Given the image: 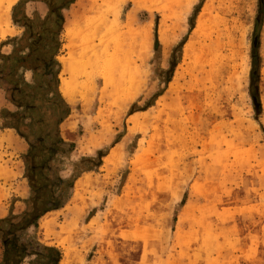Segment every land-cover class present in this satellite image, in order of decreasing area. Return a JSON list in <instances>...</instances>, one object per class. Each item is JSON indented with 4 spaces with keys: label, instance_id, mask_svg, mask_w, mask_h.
Returning a JSON list of instances; mask_svg holds the SVG:
<instances>
[{
    "label": "rangeland",
    "instance_id": "obj_1",
    "mask_svg": "<svg viewBox=\"0 0 264 264\" xmlns=\"http://www.w3.org/2000/svg\"><path fill=\"white\" fill-rule=\"evenodd\" d=\"M95 3L108 5L122 58L100 67L110 81L98 73L72 102L63 94L72 111L61 133L77 146L59 163L61 174L69 177L71 162L99 149L111 157L84 172L70 201L28 233L61 247V264H264V89L252 81L253 62L264 67V0H75L65 10L60 60L68 55L69 14ZM43 6L32 0L25 8L43 13ZM20 30L12 21L0 48ZM249 144L257 150H245ZM27 149L0 121V206L26 194ZM137 151L161 162L135 170ZM223 151L237 168L212 163ZM193 154L195 166L177 169L175 159ZM196 215L210 226L180 237V229L193 233L187 224Z\"/></svg>",
    "mask_w": 264,
    "mask_h": 264
},
{
    "label": "trees",
    "instance_id": "obj_2",
    "mask_svg": "<svg viewBox=\"0 0 264 264\" xmlns=\"http://www.w3.org/2000/svg\"><path fill=\"white\" fill-rule=\"evenodd\" d=\"M30 1L20 0L14 5L13 21L23 31L9 36L0 48V90L15 107L1 108L0 121L2 127L15 129L29 144L22 159L30 186V195L24 200L25 209L18 213L11 211L0 218V240L4 246L0 264H61L63 249L42 242L37 234L28 231L39 228L47 212L60 209L70 201L76 180L84 172L101 166L108 150L99 149L96 156H82L71 162L73 172L69 177L61 174L59 163L70 157L77 146L75 141L62 136L60 128L72 111L60 88L63 69L60 55L65 10L75 0H34L45 3L48 10L45 14L31 15L25 8ZM182 44L183 41L175 50ZM5 45L10 50L3 51ZM177 62L174 52L171 63L175 66ZM253 64L252 81L258 84L261 60ZM161 93L158 91L156 96Z\"/></svg>",
    "mask_w": 264,
    "mask_h": 264
},
{
    "label": "bare ground",
    "instance_id": "obj_3",
    "mask_svg": "<svg viewBox=\"0 0 264 264\" xmlns=\"http://www.w3.org/2000/svg\"><path fill=\"white\" fill-rule=\"evenodd\" d=\"M17 1L0 0V36L2 37L12 30L11 11ZM107 1L109 0H102L103 4ZM107 8L99 10V5L95 3L90 12L75 10L68 16L66 28L68 55L61 57L63 62L61 90L71 102L75 99L76 93L78 95L79 92L88 89L96 74L103 73L110 81L106 71L101 68L106 67L105 63L108 61L114 62L115 59L122 58L119 52L122 39L115 35L114 27L109 23L110 12ZM81 78L85 80L81 81Z\"/></svg>",
    "mask_w": 264,
    "mask_h": 264
},
{
    "label": "crops",
    "instance_id": "obj_4",
    "mask_svg": "<svg viewBox=\"0 0 264 264\" xmlns=\"http://www.w3.org/2000/svg\"><path fill=\"white\" fill-rule=\"evenodd\" d=\"M37 2H41V1H37ZM29 3V2H28ZM27 3V4H28ZM44 5L45 6H43L42 7V9H43V13L42 14H45L46 12H47V5L44 3ZM45 7V8H44ZM26 10H27V13L28 14H33L34 12H38L39 10H33L34 12H30L29 10H28V8H26ZM40 12V11H39ZM41 13V12H40ZM12 21H13V18H12ZM14 22V21H13ZM21 30H20V32L19 33H22V31H23V28L22 27H20V26H18ZM263 83H264V67L262 66L261 67V69H260V79H259V89L261 88L262 90L264 89V86H263ZM163 94H164V92H162L160 95H159V97H161V96H163ZM158 97V98H159ZM1 98V97H0ZM3 99L6 101V105H4L3 107H10L9 106V104H7V102H8V100H6V98H5V95H3ZM158 100V99H157ZM9 103V102H8ZM154 106V105H153ZM3 107H1V108H3ZM0 108V109H1ZM71 115V114H70ZM69 115V116H70ZM134 114L133 113H131L130 114V116L129 117H131V116H133ZM66 122H68L66 119H65V121H63L62 122V124H61V126L64 124V123H66ZM129 125V124H128ZM133 128V125H129L128 126V130L130 131V129H132ZM174 128H176V131L175 132H180V131H183V129H179V128H177V127H174ZM10 129H13V128H10ZM15 130V129H14ZM138 132V142L139 143H141V140L143 139V136L141 135L143 132H142V130H137ZM17 132V131H16ZM127 133H128V131H127ZM130 133V132H129ZM170 133H172L171 132V129H170V131H169V134ZM23 138V137H22ZM24 139V138H23ZM69 139V138H68ZM118 142H119V140H118ZM28 143V142H27ZM167 143H168V145L169 146H172V147H176L177 145H179L178 144V142H170V140H167ZM116 144H118V143H116ZM116 144L115 145H113V147L111 148V150L113 149V148H115V146H116ZM141 145V144H140ZM28 148H29V144H28ZM245 150H247V151H251V152H254L255 150H257V148L256 147H253V144H249V145H246L245 146V148H244ZM27 151H28V149H27ZM74 152V151H73ZM229 151H223V152H221V153H218L217 154V156L213 159V161H212V163H215V164H217V165H222L224 168H226V169H228L229 167H233V168H237V165H238V161L237 160H233V161H231L230 159H227L226 158V155L225 154H227ZM26 153V152H25ZM25 153H23V154H25ZM224 155V156H223ZM109 156V158L111 157V154L109 153L108 155H107V157ZM23 160V159H22ZM199 159L198 158H196V156L193 154L192 156H189V157H187V158H184L183 160H178V159H175L174 160V163H176V167H177V169H183L184 167H187L186 169L188 170V169H190L191 167H193V166H195L196 165V163H197V161H198ZM24 161V160H23ZM133 161H135V164H136V166H135V170L137 169V166L139 165V164H137L138 162L141 164V165H145V164H150V162H153V163H157V162H161V159L158 157V156H155V154H153V155H148V154H146L145 156H142L141 158H140V156H139V154H138V151L136 152V153H134V156H133ZM146 162V163H145ZM166 161H164V163H165ZM145 163V164H144ZM24 164H25V162H24ZM103 164V163H102ZM91 172V171H90ZM143 172V170L141 171V173ZM87 173V172H86ZM89 173V172H88ZM84 174L85 173H83L77 180H76V183H75V187H76V185H77V183H79L80 182V180H82V178L84 177ZM171 178H173V176L172 175H169ZM23 180H25V181H27V182H25V186H26V188H25V191H26V194L24 195V196H21V197H19V196H17V194L15 195V197L16 198H11V200H10V203H8L5 207L4 206H0V218H3V217H6L7 215H9L10 214V212L11 211H13V212H16V213H18V212H22L24 209H25V202H24V200L26 199V198H28L29 197V195H30V186H29V181H28V178L26 177V175H24V177H23ZM26 183H27V185H26ZM159 194H162V192L161 193H159ZM165 195H167V194H169L170 196L173 194L172 192L171 193H164ZM1 195V194H0ZM186 200V199H185ZM19 203H21L22 205H23V207L22 208H18L17 206L19 205ZM245 207H243V205H241V206H237V205H235L234 206V210L235 211H237L238 212V210H241L242 211V209H244ZM57 210V209H56ZM56 210H51V211H49V212H47L42 218H44L46 215H48L49 213H51V212H55ZM205 217H201V216H199V215H196V216H194L192 219H191V221L187 224V226L190 228V230L193 232V233H191V234H189V232L190 231H186V230H184V229H180V232H179V235H181L180 237H191V235H193L195 232H196V230H198V231H200L201 230V228H203V227H205V226H210V224H209V222H208V216L207 215H204ZM41 218V219H42ZM203 220H204V222H203ZM240 223H242V220H240ZM176 226H178V224H176ZM248 226H250V224L248 225V223L247 224H245V225H242V227L243 228H245V227H248ZM221 234H223V235H227V234H225V233H221ZM251 240L253 239V236H248ZM192 239V238H191ZM254 240V239H253ZM2 241L0 240V245L2 246ZM0 246V260L3 258V255H4V246H2L1 247ZM3 248V249H2Z\"/></svg>",
    "mask_w": 264,
    "mask_h": 264
}]
</instances>
